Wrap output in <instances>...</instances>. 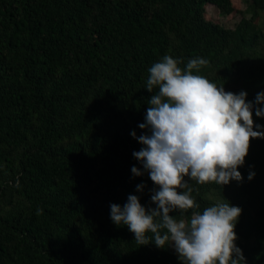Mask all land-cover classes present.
<instances>
[{"label":"trees","instance_id":"16d2710c","mask_svg":"<svg viewBox=\"0 0 264 264\" xmlns=\"http://www.w3.org/2000/svg\"><path fill=\"white\" fill-rule=\"evenodd\" d=\"M243 1L249 16L224 27L204 9L229 14L231 0H0V264H181L169 245H138L110 204L136 195L155 207L131 135L149 132L139 124L158 91L146 90L153 63L203 58L199 74L226 91L264 92V0ZM253 120L264 131L255 108ZM238 171L224 186L185 177L199 207L170 214L227 200L242 209L244 264H264V138Z\"/></svg>","mask_w":264,"mask_h":264},{"label":"clouds","instance_id":"9594fccd","mask_svg":"<svg viewBox=\"0 0 264 264\" xmlns=\"http://www.w3.org/2000/svg\"><path fill=\"white\" fill-rule=\"evenodd\" d=\"M180 64V59L164 55L148 69L146 90L158 91L151 95L139 127L149 132L138 137L131 133L143 145L132 155L156 186L150 197L155 207L146 208L138 196L129 195L123 207L110 204V219L126 225L138 245H171L182 264H244L235 243L240 207L218 201L187 220L170 213L199 207L185 177L222 186L242 180L238 167L245 162L251 139L264 138V131L254 130L262 126L253 120V108L257 117H264V92L247 101L245 91H226L199 74L206 59H190L184 68ZM131 172L143 174L136 166ZM254 175L250 172L248 179ZM136 187L140 191L144 185ZM40 214L42 209H37Z\"/></svg>","mask_w":264,"mask_h":264},{"label":"rangeland","instance_id":"374dc122","mask_svg":"<svg viewBox=\"0 0 264 264\" xmlns=\"http://www.w3.org/2000/svg\"><path fill=\"white\" fill-rule=\"evenodd\" d=\"M231 4L233 7V10L229 14H222L219 12L214 6L207 5L205 6V14L210 18L211 20L215 21L216 23L224 26V27H232L235 22L238 21L240 18L242 12H244L245 16L248 17L249 13L245 12L246 8V2L243 0H231ZM225 90H231V88H227ZM259 186L261 188V191L263 192L264 196V175H261L258 178ZM169 247L173 250L176 259L182 264V262L178 259V256L174 250V248L169 245Z\"/></svg>","mask_w":264,"mask_h":264}]
</instances>
